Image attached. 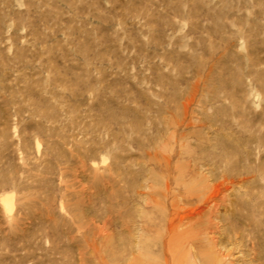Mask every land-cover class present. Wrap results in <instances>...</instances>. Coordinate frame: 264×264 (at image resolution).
Wrapping results in <instances>:
<instances>
[{
  "label": "rangeland",
  "instance_id": "1",
  "mask_svg": "<svg viewBox=\"0 0 264 264\" xmlns=\"http://www.w3.org/2000/svg\"><path fill=\"white\" fill-rule=\"evenodd\" d=\"M0 264H264V0H0Z\"/></svg>",
  "mask_w": 264,
  "mask_h": 264
},
{
  "label": "bare ground",
  "instance_id": "2",
  "mask_svg": "<svg viewBox=\"0 0 264 264\" xmlns=\"http://www.w3.org/2000/svg\"><path fill=\"white\" fill-rule=\"evenodd\" d=\"M201 213V212H200ZM200 239V238H199Z\"/></svg>",
  "mask_w": 264,
  "mask_h": 264
}]
</instances>
